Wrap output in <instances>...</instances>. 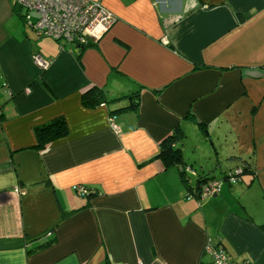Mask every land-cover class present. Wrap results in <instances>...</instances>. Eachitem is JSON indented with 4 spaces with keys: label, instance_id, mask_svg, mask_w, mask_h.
<instances>
[{
    "label": "crops",
    "instance_id": "obj_1",
    "mask_svg": "<svg viewBox=\"0 0 264 264\" xmlns=\"http://www.w3.org/2000/svg\"><path fill=\"white\" fill-rule=\"evenodd\" d=\"M93 1L116 21L81 48L0 0V264H211L208 246L264 264V0ZM92 87L107 102L89 110ZM58 117L67 135L36 150ZM176 127L192 182L253 174L187 197L156 158Z\"/></svg>",
    "mask_w": 264,
    "mask_h": 264
},
{
    "label": "built area",
    "instance_id": "obj_2",
    "mask_svg": "<svg viewBox=\"0 0 264 264\" xmlns=\"http://www.w3.org/2000/svg\"><path fill=\"white\" fill-rule=\"evenodd\" d=\"M15 4L25 12L24 18L31 25L39 38L51 39L61 44L76 45L78 47L89 46L97 43L112 27L116 18L106 10L102 4L93 0H13ZM31 13L36 15L31 22ZM33 62L41 70L48 68L50 61L39 55L33 56ZM113 131L118 132V127L111 118L109 120ZM191 173V169L186 168ZM240 171L236 170L234 174ZM233 174V175H234ZM232 175V174H230ZM230 181L235 183L238 179L230 176ZM222 188L221 181H213L202 190V200L216 196ZM16 193H21L15 189ZM79 196L87 195L81 188L76 189ZM207 251L211 252L210 246ZM216 253H214L215 255ZM218 264H225L222 255H216Z\"/></svg>",
    "mask_w": 264,
    "mask_h": 264
},
{
    "label": "trees",
    "instance_id": "obj_3",
    "mask_svg": "<svg viewBox=\"0 0 264 264\" xmlns=\"http://www.w3.org/2000/svg\"><path fill=\"white\" fill-rule=\"evenodd\" d=\"M58 44L61 43L58 42ZM86 47L88 46H84L81 48H86ZM106 102L107 101L103 92L101 91V89L96 87H92L88 91L83 93L81 98V103L83 107L89 110L95 109ZM138 106H139V99L138 97H135L132 100V105L130 107L121 110L130 109L131 107L133 109H137ZM202 127H203L202 124H199V129H201ZM203 131H205V129H203ZM67 133H68L67 125L65 119L62 117H58L48 123L37 126L34 128V135L37 142L35 149L40 151L44 149L48 144L65 137ZM183 139H184L183 131L179 127H176L171 135H169L159 143V152L156 158L161 161L165 170H168L173 167H177L180 170L181 181L186 189L187 197L195 198L199 202L201 199L203 188L211 184L213 181L216 182L221 181L222 186L235 185L237 183L239 184L242 182L245 183L244 178L246 176H249L250 174H253V171H251V165L247 161H243L240 163V166L237 169L238 171H240L238 174H234L235 171H233L229 174L228 173L223 174L219 178H217L215 177V172L212 171L201 177L200 176L197 177L195 182H192L190 176L193 175L194 173H189L185 171L187 165H185L182 160L180 144ZM229 175L234 177V179L237 178L238 180L235 181V183H232L230 181ZM246 185H249V183H246ZM210 250L211 252L208 253L211 255L212 258L211 264H218V261L220 259L219 260L217 259L216 257L217 253L223 256L222 260L225 264H236L228 257L227 253L222 248L220 249L210 248ZM214 253L216 254L214 255ZM238 264H247V263L241 262Z\"/></svg>",
    "mask_w": 264,
    "mask_h": 264
},
{
    "label": "rangeland",
    "instance_id": "obj_4",
    "mask_svg": "<svg viewBox=\"0 0 264 264\" xmlns=\"http://www.w3.org/2000/svg\"><path fill=\"white\" fill-rule=\"evenodd\" d=\"M33 19H35L36 18V15L34 14V13H31V15H30ZM191 143H192V145H191ZM196 144H194L193 143V139H189V141H187L186 142V145H185V149H186V151H190L191 152V148L192 147H194ZM192 146V147H191ZM194 167L195 168H197L198 170H199V167L198 166H196V165H194ZM197 169H195V170H197ZM209 172H211V171H209ZM190 176V175H189ZM191 177V179H194L192 176H190Z\"/></svg>",
    "mask_w": 264,
    "mask_h": 264
}]
</instances>
